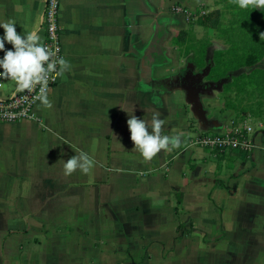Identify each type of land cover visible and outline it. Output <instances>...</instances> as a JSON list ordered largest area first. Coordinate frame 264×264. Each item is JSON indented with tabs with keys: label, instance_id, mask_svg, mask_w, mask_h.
Listing matches in <instances>:
<instances>
[{
	"label": "crops",
	"instance_id": "1",
	"mask_svg": "<svg viewBox=\"0 0 264 264\" xmlns=\"http://www.w3.org/2000/svg\"><path fill=\"white\" fill-rule=\"evenodd\" d=\"M202 1L61 0L71 69L49 91L53 107L37 101L35 119L0 122V214L31 215L16 237L2 233L0 264H264L263 116L247 112L255 121L236 126L225 111L204 124L203 95L223 86L192 91L179 76L198 73L190 60L180 70L176 37L195 22L184 8ZM45 3L0 0V22L15 20L21 35L38 27L44 42ZM14 89L5 79L0 98ZM153 113L185 142L145 161L127 119ZM237 130L250 149L197 142ZM80 151L94 156L93 183L63 174Z\"/></svg>",
	"mask_w": 264,
	"mask_h": 264
},
{
	"label": "clouds",
	"instance_id": "2",
	"mask_svg": "<svg viewBox=\"0 0 264 264\" xmlns=\"http://www.w3.org/2000/svg\"><path fill=\"white\" fill-rule=\"evenodd\" d=\"M240 9L253 7L264 11V0H235ZM4 35L0 36V77L11 80L15 84L12 95L24 91L31 92L35 85H39L37 99L42 106L51 109L53 102L49 99L48 82L50 76H63L71 69L70 62L64 57L57 59V51L51 50L42 42L39 28H33L26 35L18 34L15 20L0 22ZM264 39V32L259 34ZM12 45L11 49L5 47ZM165 120L159 113H153L150 120L129 114L127 127L130 139L134 144L133 151H137L145 161H151L161 150L178 149L185 141L181 135H164ZM96 141H93L95 145ZM96 165L94 156L80 151L63 162V174L70 177L77 171L89 177L88 183L94 182L92 170Z\"/></svg>",
	"mask_w": 264,
	"mask_h": 264
},
{
	"label": "trees",
	"instance_id": "3",
	"mask_svg": "<svg viewBox=\"0 0 264 264\" xmlns=\"http://www.w3.org/2000/svg\"><path fill=\"white\" fill-rule=\"evenodd\" d=\"M227 7L231 10L227 27H222L223 11L220 9L198 17L193 23L220 30L230 42L227 48H215L210 39H197L191 30H182L176 42L184 45L187 51L193 49L189 60L196 68L204 70L209 67L207 76L210 81L226 79L224 90H234L235 100L240 97L241 103L244 93L256 100L254 104L250 103L252 101L246 104L243 110L261 116L264 114V69L256 65L264 59V39L259 36L264 32V11L253 7L240 9L235 2ZM232 98H224L223 104L236 109L237 103Z\"/></svg>",
	"mask_w": 264,
	"mask_h": 264
},
{
	"label": "rangeland",
	"instance_id": "4",
	"mask_svg": "<svg viewBox=\"0 0 264 264\" xmlns=\"http://www.w3.org/2000/svg\"><path fill=\"white\" fill-rule=\"evenodd\" d=\"M234 3L235 0H208V1H202L199 4H197L195 7L191 6H186L184 8V12L188 17L190 18L191 21H196L198 17L204 15L205 13H210L212 11H215L217 9H220L223 11L222 14V27H227V25L230 22L231 19V10L227 7L229 3ZM178 6V5H177ZM177 6H175L177 8ZM192 33L195 35L197 39H210L213 41V45L217 48H227L229 46V40L228 38L226 39L224 34L214 28H207L203 27L200 25L192 24L191 27H189ZM188 28V29H189ZM223 35H222V34ZM183 54L184 57V62L182 66L180 67V70L186 66V63L189 62L190 56L192 55L193 49H190L187 51L186 47L184 45L177 44ZM260 67H264V59L258 64ZM195 71L199 72V68H195ZM205 81H210V78L206 76L204 78ZM224 86V85H223ZM225 86L221 90H214L210 95H203V104H202V109L205 114V123H208V120L215 121V119H219V121H224L222 117L220 116V112H227V119H230L231 121L234 122L236 126H242L246 125V121L254 122L255 119L251 117V115L247 114L246 111L243 110V107L250 103H255L256 100H252L246 96H248L247 93L242 94L241 96L244 97L242 102H239V98L235 100L236 94L234 90L226 91L224 90ZM205 96V97H204ZM229 96H232L234 101L237 103V108L236 109H226V106H224L223 102H225L224 98H227ZM202 97V95H201ZM237 97V96H236ZM189 101V100H188ZM178 111H176V114ZM262 120H264V114L262 115ZM251 119V120H250ZM239 150H226V152H238ZM13 200V199H12ZM17 219L11 218L8 220L5 216H2L0 214V238L2 237L3 232H9L8 235L11 237L14 234H18L17 232H24V229L19 228L18 226L20 225V219L25 221L27 226L29 223V218L31 215L26 214V213H19L16 215ZM11 227V228H8ZM26 227V226H25ZM16 237V235H14ZM0 252H1V247H0ZM4 252V250H2Z\"/></svg>",
	"mask_w": 264,
	"mask_h": 264
},
{
	"label": "built area",
	"instance_id": "5",
	"mask_svg": "<svg viewBox=\"0 0 264 264\" xmlns=\"http://www.w3.org/2000/svg\"><path fill=\"white\" fill-rule=\"evenodd\" d=\"M61 0H46L42 17V24L45 29L44 44L51 50L57 51V59L63 57L62 51V28L60 25ZM3 71V69H0ZM5 79L0 77V83ZM57 76L52 74L48 82V90L55 85ZM39 85H35L31 92L24 91L15 96L0 98V122L14 123L24 119H35L34 105L39 101ZM244 131L237 130L231 133L204 135L198 138L197 142L213 150L226 151L250 149L251 141L245 137Z\"/></svg>",
	"mask_w": 264,
	"mask_h": 264
},
{
	"label": "water",
	"instance_id": "6",
	"mask_svg": "<svg viewBox=\"0 0 264 264\" xmlns=\"http://www.w3.org/2000/svg\"><path fill=\"white\" fill-rule=\"evenodd\" d=\"M188 71L192 72L193 71V66H189L187 68L186 72H188ZM208 72H209V67H206L203 71L194 74L193 77L195 79H198V80L202 81V79L208 74ZM225 82H226V79H221L218 82H211V83L202 82V86L203 87H201L200 90L202 92H205L206 90L212 91L213 89H221ZM189 93L191 95V91ZM194 101H195L196 104H199L200 103L199 97L196 98Z\"/></svg>",
	"mask_w": 264,
	"mask_h": 264
},
{
	"label": "flooded vegetation",
	"instance_id": "7",
	"mask_svg": "<svg viewBox=\"0 0 264 264\" xmlns=\"http://www.w3.org/2000/svg\"><path fill=\"white\" fill-rule=\"evenodd\" d=\"M193 74L194 73H192V72H189V71L184 72V70H183L180 72L179 76H180L181 80L185 81V84L189 87V89H191L192 91H195L196 89L203 87L202 82H205V80H204L205 77L201 81V80L195 79L193 77ZM190 79L192 80L191 82H190Z\"/></svg>",
	"mask_w": 264,
	"mask_h": 264
}]
</instances>
